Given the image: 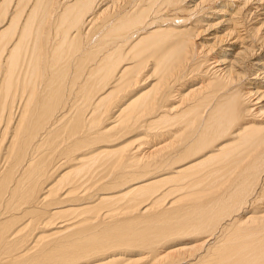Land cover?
<instances>
[{
  "label": "bare ground",
  "instance_id": "1",
  "mask_svg": "<svg viewBox=\"0 0 264 264\" xmlns=\"http://www.w3.org/2000/svg\"><path fill=\"white\" fill-rule=\"evenodd\" d=\"M185 1L0 0V264H264V0Z\"/></svg>",
  "mask_w": 264,
  "mask_h": 264
},
{
  "label": "rangeland",
  "instance_id": "2",
  "mask_svg": "<svg viewBox=\"0 0 264 264\" xmlns=\"http://www.w3.org/2000/svg\"><path fill=\"white\" fill-rule=\"evenodd\" d=\"M189 1V2H188ZM199 0H186L185 2H187V4L188 5H192L193 3H196V2H198ZM235 1V2H234ZM241 1L242 0H219V1H217V3H214V4H212V5H210L211 7L210 8H208V9H206V10H204V12H203V17L206 19V20H203V22H201V23H199V24H196L195 25V27H199L198 28V30H200L203 26V24H206L207 22L208 23H210V24H214L213 26H211V27H209L208 29H206V30H202L201 32H200V34H199V38L197 39V38H195V42H197V43H204L205 44V42L207 43V44H210L211 42H213L214 41V37H217V38H224L225 39V35H223L224 33H225V31L227 30V26H229L228 25V23L227 22H225L224 20L228 17V15L230 14V12H231V14H233L234 12H236V9H238L239 10V7H240V11H239V14H242L243 12H247L248 11V9L249 10H251V8L252 7H254L255 6V4H257V3H255V1H249V2H247V4H245V5H243V3H241ZM239 3V4H238ZM237 6V8H236V6ZM240 5V6H239ZM262 7H264V4H263V6ZM216 9V12L214 11ZM242 9V10H241ZM220 10H221V12H220ZM252 11V10H251ZM208 15V16H207ZM257 15V17H256V19H254V20H257V21H252L251 20V22H249L248 24H250V23H252L253 22V24L252 25H254V26H259V21L263 18V15L261 14V12H258V13H256L255 15L253 14L252 16H256ZM201 16V15H200ZM199 16V17H200ZM210 17V18H209ZM224 19V20H223ZM191 21L192 20H194L193 18H191L190 19ZM220 20H222L221 21V23H219V24H216L217 26H215V23L216 22H218V21H220ZM223 22V23H222ZM255 23V24H254ZM198 25V26H197ZM186 26L187 27H189L188 26V24H186ZM215 26V27H214ZM201 27V28H200ZM226 29V30H225ZM203 31H204V33H203ZM225 45H222V47H224ZM237 46V45H236ZM237 48H239V47H236V49ZM227 53H229V52H227ZM216 54V53H215ZM231 56H229V58H230ZM260 58L262 57V56H259ZM258 57V58H259ZM213 61V60H212ZM211 62V61H210ZM206 65H208V62L207 63H205ZM212 65H214L213 63H211V65L209 66V67H211ZM248 80V79H247ZM148 82H152L153 83V81L152 80H150V81H148ZM147 82V83H148ZM196 82H197V80H194L192 83H194V84H196ZM264 82V79H262V78H252V79H250V80H248V81H245V86L243 87V89H244V91H248V90H250L252 93H253V91H255V89H257V87H258V89L261 91H263V89H264V85H261V83H263ZM147 83H145V84H147ZM198 83V82H197ZM190 88V86H186L184 89H183V92L185 91V92H187L188 91V89ZM178 98V96L176 95L175 96V99L172 101V103H179V98ZM177 99V100H176ZM261 100V99H260ZM187 101V100H186ZM264 104V99L263 100H261L260 101V103H258L257 105H255V106H253V107H260L261 105H263ZM262 116L261 115H257V118H258V120H254V119H250V121L249 122H256L257 121V123L258 124H261V125H263V123H262V121L261 120H259V118H261ZM174 133V132H173ZM173 136V135H172ZM170 137V136H168V137H165L163 140H159V142L158 143H160V144H162V142H166V141H168V140H171L173 137ZM140 136H137V135H135V133H131V134H129V135H127L125 138H123V139H121L122 140V142H124V143H127V144H129L128 142H130V143H132V142H134L135 141V139H137V138H139ZM169 138V139H168ZM171 138V139H170ZM166 139V140H165ZM124 140V141H123ZM132 144H134V143H132ZM181 195V194H180ZM180 195H176L175 197L176 198H179V196ZM145 264H149V262L148 263H145Z\"/></svg>",
  "mask_w": 264,
  "mask_h": 264
}]
</instances>
